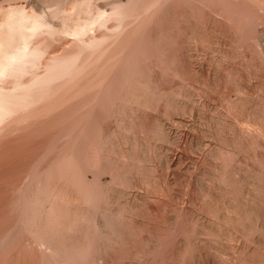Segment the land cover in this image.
<instances>
[{"label":"rangeland","instance_id":"1","mask_svg":"<svg viewBox=\"0 0 264 264\" xmlns=\"http://www.w3.org/2000/svg\"><path fill=\"white\" fill-rule=\"evenodd\" d=\"M76 1L77 0H63V1L62 0H0V45H2L0 46L1 47L0 51L1 49L5 51L9 49L7 53L10 54L12 52L10 51L12 50V48L14 52H17V50H21L24 47H26L28 52L32 54L30 55V58L27 57L26 59H29V61L31 62L33 61L32 63L31 62L28 63L29 61H26L27 63L25 62L28 65L27 67L26 66L24 67V69L26 70L20 69L23 74L20 73L21 71L18 72L17 70L14 69L15 71H17L16 73L18 75L14 73L15 71L14 72L11 71V74L9 73L8 75L7 73L6 76L4 75L0 79L1 80L0 90L2 91V92L0 91V95L2 94L1 96H3V94L5 93L4 97L6 98L7 96L5 95L8 94L10 98V95L13 94L11 98H14L15 96V99H17L18 101V102L14 101V104L16 107V108L14 107L15 108L14 114L16 116L13 113H11L13 116L11 114L7 116V118L3 120L4 122H6L7 120V122L4 123L2 121L4 125L2 123L0 125V264H58V263L59 264H71V263L74 264L76 260L77 262L75 264H103V259L105 260L104 261L105 264H152V263L157 264L156 263L157 260L158 259L160 260L162 257H164V255L168 253L169 248H171L172 246L173 247L175 246L173 242L176 239V237H174V236H177L176 234L180 232L189 233V231H187L188 229L193 231V228H195L196 230V227L197 229H199L198 225H200V228H202V224H203L202 222H204V221H200L201 222L200 223V222H197V220H194L196 223L193 222L195 224H191L192 222L190 223V220L186 218L185 214H181L182 208L184 207H189L198 212L203 206L202 205L203 201H199L200 200L199 192H195L194 188L192 187L190 188V186H187L185 184L183 185L181 180H178L175 183L176 190H178L177 194L179 193V195H177V199H173V198L170 199V196L167 195V193H165L166 191L163 190L165 196L167 195V198L164 197L163 200H160L165 204L161 202L160 204L162 205L161 206L162 209H160L159 207L160 205H158L159 209L157 210V213L155 214H151L150 212L151 210L148 211L147 209L148 207L142 203L143 207L139 208L140 217H138L139 215L134 216V214H131V210H128L130 209L129 207L130 205L128 206L127 203L122 202L125 200H122V201L110 200V199L107 200L108 197H105L106 195L105 196L102 195L100 199H98L99 201L98 200L97 202L94 201L96 205L93 204L94 208L91 207L92 212L90 214L91 216H89L91 217V219L87 220L88 223L86 221H84L83 224H81V222H78V224L82 225V227L79 225L81 228H84V230L85 228H87L89 229V232L88 230H85V231L83 229L81 230H83L88 235L91 233L90 236L85 234V237H84L83 236L84 232L82 233V231L80 230L82 233L81 238L83 236L86 242L91 239V241H88L89 243L87 242L88 245H86L87 243L83 244V241H82L83 238L80 239V237H78L77 235V232L80 229V227L77 226L76 228L78 230L76 229V232L74 231V233H72L71 231V233L74 234L75 239L78 237V239L81 240V243L83 245L80 243L79 244L82 246H85V248L84 247L83 248L86 250H83L82 252L81 251L80 252L84 255L86 253L88 254V255L86 254L85 256L83 255L82 257H81V253L79 256L75 255L74 257H76V260L75 258L73 259V257L71 258L70 255L73 256V253H70L71 251L69 252L67 251L68 254L66 252H63L65 255L62 252L60 253V255L59 254L56 255L55 251L49 250L52 248H48L47 246H45V244L39 243L40 240H38V238H41V235L39 234V237H38L36 230L33 229L35 232H33L32 229H31L32 231L30 230V228L32 227L26 224L27 218L25 217V215L29 213L31 209H33L32 207H35L36 204H38L36 203L37 201L43 204L44 202L40 200L30 202V200L33 199L32 197L35 196L34 194H36L37 196L40 192L41 193L45 192L44 190L46 189V187H49V189H53L54 187L56 189L57 188L62 189L61 188L62 186L64 187V190L62 189V191L63 192L65 191L64 192L65 196L67 195L68 192L66 193V191L68 189L67 188L68 182L66 181L68 179L67 178L68 170L65 171L67 167L63 168L64 167L63 158L64 160H66L67 157H70V155L74 154V156L81 155L80 157L83 158L82 160H84L83 153L85 154L86 149L90 148L88 146L89 145L91 146L90 141L88 142V140H91L90 138L93 139V136H94L93 131L90 133L89 131L92 130V128L94 130L95 126L98 129L105 128L104 130L106 131L107 130L109 131V129L114 130L116 128L115 130L116 136H114V139L115 137H117L116 139L119 140V137L121 136H122L121 137L122 139H126L123 137L124 133L127 136V138L129 137V139H126V140H128L129 145L131 147L127 146L128 142L126 140H124L126 141L124 142L123 140L121 141V138H120L119 141L120 143L123 142L122 144L123 149L126 148L127 151L132 150L131 154L134 155L133 157L136 156L135 157L136 162L134 160V162L136 163V166H135L136 169L134 168V166L133 167L131 166L133 168L132 171L135 169V171L133 172L136 175L135 174L133 175L137 177L138 179L143 180V182L145 180L148 182L149 181L152 182L148 184L150 186V188L148 187L149 191L153 190L150 192L159 191L158 190L159 188H157V186L160 184H161L160 188L162 189V185H163L162 182H164L163 180H165V176H166V172L163 171L162 169L150 167L148 164L145 165L144 162L140 161L143 157V154L145 153L148 154V151L149 152L151 151V149H149V140L151 141L150 138H152L153 134L157 131L155 128L156 127L155 123L157 120H160L161 122L163 121V124H165L166 126L168 125L167 127H174V129L178 133L186 132L187 134H189L188 138H191L194 144H196V142L208 144L209 141H212V139L209 138L208 135H210L215 140L217 138V141L220 143V146H222V148L220 147L221 150L223 149L224 151L222 152L220 148L218 147L217 150L219 153L217 151L216 153L220 154L221 157H219V155H217L216 153L214 154L215 151H213L210 153L211 156L209 155L207 158L204 157V159L202 157L201 159V161L203 160L202 163L205 166V171L206 170H207L206 172L209 171L212 175H213L214 170L211 169L212 166L210 167V164L212 161H214V159H217V156L220 159H222L223 157L224 159H222V161L227 160L228 164H230L233 160H234L233 161L234 164H235V161L236 163H238L239 161L240 162L243 161L242 163L244 164V168H243V165L240 164V162L238 163V166L241 165L240 168L244 169V170L242 169L240 170L241 173H244L246 171L245 172L246 174L247 173L250 174V172L252 171H249V169L253 170L252 168L253 166L260 168L259 167L260 165L261 168L264 167V153H262L264 150V116H263L264 115V112H263L264 111V0H211L210 2L209 0H193V1L192 0H174V1L173 0L172 1L171 0H160V1L159 0H129V1L128 0H125V1L124 0L122 1L121 0H111V1L110 0L108 1L107 0H80L81 3L78 0L79 4H77L78 1L77 2ZM74 3L76 7L74 6ZM123 4L125 5V7ZM117 5L120 7H117ZM109 6H111V8ZM74 8H76V11ZM117 8L122 9V13H120L121 12L120 9L118 10V12L120 11L119 13L121 16L119 15V13H117V15L114 14V16H111L110 15L112 14L111 11L114 12L113 10ZM99 10H100V13H99ZM107 11H110L109 12L110 14H108ZM64 13L68 15H65L64 17ZM102 13L103 14L106 13L105 16L110 15V16H107V18H105L106 21L104 19L100 20L97 18V16ZM21 14H26V16H28L29 18L32 17V19L34 18L33 20L30 19L29 20L30 22H27L24 25L25 28L23 26L24 29L22 27H18V25L17 26L12 25L13 22L18 18V16L20 17ZM126 14H129L130 16ZM94 16L96 17L94 18ZM88 17L89 18L91 17L92 19L91 18L89 19ZM113 17L115 18V20H113L114 19ZM118 17L120 20L118 19ZM35 18H37V20ZM66 18L68 19L66 20ZM110 18H112V20ZM38 19H40V21ZM116 19L118 20V22L121 21L120 22L121 24L118 22L115 23ZM35 20L40 23L43 22L40 26L41 28L43 25H47L48 27L43 26V29L40 30L39 28V31L37 30L38 32L37 31L32 32L31 24ZM80 20L81 21L83 20V21L81 22ZM101 21L106 22V24ZM9 23L10 24L12 23L11 24L12 26ZM100 23L104 24L103 26L105 27L102 26L101 28ZM84 24L88 26L91 25V28L89 27L88 28L89 30L85 34L86 37L89 35L88 36L89 38L87 37L85 40H84L85 35L83 38V36L80 37L81 35H74V32L72 33L73 30L75 31V30H79L81 27H83V29L87 27V26H84ZM123 25L125 26L123 27ZM93 27H95L96 29H94ZM99 27L101 30L99 29ZM29 28L31 29L29 30ZM124 28H125V31H124ZM11 29H13V31H11ZM111 29H113L115 33ZM117 29H118V32H117ZM17 30H20V32ZM22 30L23 31L26 30V31L22 32ZM30 31L34 34L31 35ZM108 31L110 33H108ZM94 32L95 33L97 32V33L95 34ZM109 34L112 38L109 37ZM23 35L28 36V38L26 39ZM104 35H107V36H104ZM112 35H114L115 37ZM74 37L77 39H75ZM99 37L100 38L102 37V39L103 38L105 39L108 37V39L112 41L110 44L114 42L116 46H114L115 44H112L108 50L110 52L107 51L105 55L103 54L104 56L102 55V53H100V55L98 56L99 58H96L97 56L90 58L89 56V59L93 60V61L91 60L92 63L90 60L86 58L84 59L83 57L81 60L80 53L83 51L82 44L84 43V41L86 43V41L87 42H89L90 40L92 41L93 38L99 39ZM116 38H117V41L120 39L122 40L118 41L117 43ZM73 39H75L76 41L74 42ZM80 39L84 41L82 42ZM79 40H80V43H79ZM141 47H143L144 49L142 48L143 50H141ZM131 49L134 52V54H132V56L134 55L133 59L136 61L135 62L133 59H131V63L132 61L135 62L133 63V65L137 63L136 66L138 65L137 69L139 68V70H137L138 72H136L137 77L134 76L136 74L135 73L136 67L134 65L133 68L135 69L134 70L135 74L133 73L134 74L133 76H129V75L128 76L131 78L136 77V79L132 78V80L136 81L137 78L143 79L144 78L143 76L146 77V74L152 73V78H153L152 80H154V82L152 81L153 83L151 85L153 86L151 87L153 88V90L154 88L157 89V87H158V91L159 89L161 90L163 89V94L160 96V99H159L160 104L158 103V106L159 105L160 106L154 107L155 109L146 108L144 109L146 112L142 110L140 112L135 111L134 113V110H137L136 109L137 106L135 103H132L133 101H135L134 99L135 97H133L131 91L138 89L139 87V84L137 85L138 80L136 82L134 81L128 82V80L126 79H131V78H128V77H125L126 79L121 78L126 75V70H125L126 68L125 67L123 68V65L127 63L126 61H128L129 55L131 58V54H130L132 52L130 51ZM134 49L136 50V52L139 51L138 54H135L136 52L134 51ZM140 50L143 52H141ZM5 51H1L3 52L1 54L6 53ZM139 55H142V56L140 57ZM3 56L1 55L0 58H3ZM125 56L126 58H128L127 60L125 59ZM72 59L73 61L74 60L75 61L72 62ZM122 61L123 62L125 61V63H123ZM71 62L73 63L72 64L73 65L72 69L74 68L73 72L71 69H70L71 71L69 70L68 66H67V70H65L66 69L65 66L67 64L69 65ZM128 62H130V60ZM74 63H76V65ZM88 63H89L90 68L86 66L88 67L86 68L88 70L87 72V70L83 69V67H85V65H88ZM29 64L30 65L33 64V65L30 66ZM82 64L84 66H82ZM63 66H64V69H63ZM74 66L79 71L78 70L75 71L76 68ZM60 67H62V69ZM113 67H114V70H113ZM129 70L131 71V69ZM78 72H80L81 74H79ZM122 73L124 75L120 76ZM33 76L34 78L36 76L37 79L36 78L34 79ZM38 78L40 79V81ZM31 79L32 80L34 79L33 82ZM101 79L104 80L105 83ZM113 79L115 80L116 83L114 82ZM117 79L118 81H116ZM123 79L125 80L124 82L125 84L122 83ZM126 81L130 83V85L134 82V84L131 86L132 88L133 86H135V89L128 88L127 87L128 83ZM38 82H41V83L38 84ZM109 82L112 84V86H114L115 90L116 89L119 90V91L116 90V93H117L115 97V99H117L116 104L123 102L122 104L120 103V105L124 107L123 109L124 111H122V113L124 114L125 112H128L129 114L126 113L127 118L130 116L129 120L130 122H133V124H131L133 126L131 129V132L129 131L130 133L124 132V130H121L122 129V127H120L121 125L119 123H118L119 125L117 123L116 125L114 118L110 117L111 115L108 112L109 110L111 112L113 109L112 108L113 100L111 102L105 103V106L107 108L104 109L103 106H101L104 110L102 108L94 106L97 100L98 101L101 100L100 98H102L103 100V97H104L103 95L105 94V91H106L105 88L107 89L106 86L110 84ZM31 83L32 85H35V86L31 85L34 89L31 86H30V89L28 88L29 90L25 89V87H29L28 85ZM98 83L101 85H99ZM102 83L105 87L102 85ZM115 84L118 85L119 87L117 88ZM20 86L21 87L23 86V87L21 88ZM39 86L42 88H40ZM124 86L127 88L123 89ZM14 87H15V90H14ZM16 87L20 91H17L18 89ZM20 88L21 89L24 88V90L21 91ZM126 89L127 90L131 89L128 91V95L126 94V91H127ZM156 89L154 90L155 93L158 92L156 91ZM3 91H6V92H3ZM8 91L13 92V93L9 94ZM117 91L118 92L123 91V92H120L119 94ZM18 92H20L21 94ZM188 93L189 94L193 93L194 94L193 98L191 99L187 98L186 94ZM125 94L127 95V97H125L126 96ZM16 95L17 96L19 95L18 96L19 99L16 97ZM21 95H23V97L24 96L26 97L23 99V97L21 98ZM121 95H123L125 98H123V96L121 97ZM129 95L132 96V98L129 97ZM163 95H165V97ZM183 95H186V96H183ZM169 96L174 97L175 99L177 98L179 100L186 101L187 103L191 104L190 106L195 107V109L199 111V113L203 117L200 119L199 118L197 119L196 117H193L191 114H187L185 116V120L187 121V123H180L179 121H177V123L175 124L173 122L174 120H171L174 118V117H171L173 115L172 113L176 112L175 109L172 107L173 105H169V104L166 105L167 103H164V101L167 102L166 100H167V97ZM161 97H164V98H161ZM11 98L10 100H12ZM165 98L166 100H164ZM119 99H121V101ZM132 99L134 100L132 101ZM102 100L99 102H102ZM115 101L116 100H114V103ZM246 101L247 102L249 101L248 102L249 104L245 103ZM244 103L245 105L248 104L249 106H252L255 111L253 112V115L251 116V119L252 118L253 119L250 120L249 123L246 120L247 119L246 115L244 113L243 114L241 113L242 107L240 106H242ZM258 103L260 104L261 108L259 107ZM107 104L109 105L107 106ZM254 105L256 107V110H255ZM156 108L162 112H159L158 110H156ZM170 108L173 110H171ZM169 109L170 111H173V112L170 113ZM93 110L96 112V114L93 112ZM99 110L101 111L99 112ZM106 111L108 114L107 116H105ZM16 112L18 113L16 114ZM94 114L96 115V118H93L92 120L91 117H95ZM99 115L101 116L99 117ZM150 115L152 117H150ZM97 116L99 119H97ZM218 117L220 118V121L222 122V124H217V125L211 124L209 120L211 118L216 119ZM103 118H104V121H102ZM178 118H181V117L177 116V119ZM258 118H261V119L263 118V119L262 120L260 119L261 120L260 121ZM94 119L95 120L97 119L95 124L93 123V121H95ZM89 124L91 125L94 124V126L93 125L91 126ZM100 125H103V127ZM88 126H89V129H88L89 131L87 132ZM90 126H91V129H90ZM85 129H86L85 132H87L89 135L92 133V135L90 136L85 133L86 135L85 137H87V135L89 137V139L87 137L88 140L84 139L83 131ZM246 130L247 131L250 130V132L248 131L249 133H247ZM127 134L128 135L130 134V136H128ZM248 134H249V137H248ZM95 135L96 136H94V140L96 139V143H97V141L99 140V136L97 133H95ZM222 136H224L225 145L223 143L224 140L221 141L222 143L218 140V138ZM235 139H237V141ZM190 140L186 141L184 145L182 146V148L180 149L181 152L184 154V159L181 162V167L183 168L186 166H190L193 162L197 161L198 159L200 161V158H201V155H200L201 150L199 149V151L198 150L194 151L195 148L193 146L192 140L191 141ZM93 142L95 143V141ZM163 142L160 141L159 143L166 146L167 144L165 143V141ZM241 142L243 143L249 142L250 146L249 144H247V147H246L247 149L249 147L248 151L247 149H245V147L243 148L242 146L243 143L241 144ZM112 146L114 147L115 145L114 144L110 145L111 149H112ZM69 151H70V154H69ZM110 151L111 150L108 149V152ZM127 151L125 150V152ZM231 151H232L231 153L232 155H230ZM234 152H236V154ZM223 153L226 154L225 157ZM105 154L111 155L109 156L110 159L115 161L112 153H109V154L105 153ZM60 158L62 161L60 160ZM129 161L131 160H129L128 158L126 159L125 156H124V160L122 159V163L127 162L126 164H129ZM134 162L133 164L135 165ZM253 162L256 164H254ZM57 163L59 164V166ZM125 163L123 164L126 165ZM245 166H247L248 168H246ZM127 167H130V165ZM58 168L60 169L58 170ZM62 168H63V171H62ZM53 172H55L54 173L55 175L53 174ZM56 172L58 173V175L56 174ZM212 175L204 179V183L206 184L208 188L209 186L211 188H214L213 186L214 184L212 183L213 182ZM52 176L54 177V179L52 178ZM48 179L50 180V182ZM227 180L230 181V179H227ZM146 181H145V184L147 183ZM241 181L242 183L244 182V180H241ZM31 182L32 183L34 182L33 186ZM155 182H158V183L155 184ZM174 182L172 184H174ZM57 184L58 185L61 184V185L57 186ZM30 191H31V194L29 193ZM139 191L146 192V190L144 189H141ZM215 191L216 192L218 191L217 193L219 192L221 193L219 189L218 190L216 189ZM75 192L72 195H76ZM30 195L32 199L29 197ZM69 195H71V192H69L67 196ZM202 195L204 198L205 197L204 194ZM65 196H63V198L61 196V199L63 200H58V202H60L61 205L62 204L64 205L62 206L65 208V210H67L66 212L68 213L71 212L69 214L70 216L71 215L73 216L74 214L77 216L78 214H80L79 213L80 211H78V209L80 208L79 205L82 204L80 203L81 201L79 200L80 201L79 202L78 200H75V201L68 200V198ZM71 197L72 196H69V198ZM64 198H66L67 200H65ZM203 198L201 200H203ZM204 199L206 200L207 198H204ZM220 200H224V199L221 197ZM115 201H116V204H115ZM30 206L31 208L29 209ZM39 206L35 207L34 210L32 211H35V209L38 208ZM121 207H124V208H121ZM144 207L145 208L147 207V208L145 209ZM79 210H81V208ZM117 210H118V213L120 212L119 214L117 213ZM125 210L126 211L128 210L130 214L128 211L126 212ZM98 211L99 213L101 211L104 212L105 216L104 215L102 216H104L105 218L104 227L106 228L107 232H104V233L101 232V230L105 231V228L97 230L99 229V227L97 226L95 219H96V216L98 215ZM173 211L177 213L176 215L177 218H175L174 221L172 220L171 222H168L166 220V217L168 216V214L169 215L173 214L172 213ZM103 212L101 214H103ZM201 212H202V209H201ZM201 212L199 211L198 213H201ZM113 215H116V216L124 215V216L123 217L121 216L122 218L121 217L119 218ZM161 215L163 216L162 218L160 217ZM207 216L208 214L205 215V217ZM159 217L161 221L159 220ZM155 218L158 219V220L156 219V222H155ZM164 218L167 223L163 220ZM114 219H117V220H114ZM207 219H210V221ZM213 219L214 221H216L215 218H210V216L207 217L205 220L209 222H213ZM89 220H92V221L90 222ZM144 221H145V224L140 225L139 222H141L142 224L144 223ZM218 221H216L215 223H218L219 225L217 224L216 225L217 226L221 225L222 227V222H218ZM105 222L106 224L108 222L109 226L108 224L106 226ZM161 222H163V225ZM91 223L93 224V226ZM146 224H147V227H146ZM171 224L175 225V226L172 225L174 226V228L171 226ZM156 225L157 226L159 225V226L156 227ZM83 226H86V227H83ZM152 226L154 228H152ZM112 228L114 229L111 230ZM160 230H162L163 233L160 232ZM80 231L78 233L79 235H80ZM221 231L223 232V227L221 228ZM221 231H219V235L222 234ZM150 234L151 236H149ZM157 234L158 236H165V238L163 237L164 238L163 242L160 239L161 237H158ZM92 235L94 236V239ZM204 237L209 240L212 239V237L209 235H205ZM128 238H130V241L127 240ZM78 239H76L75 241H77ZM110 239L112 240V242H110L111 241ZM93 240L96 244L97 243L98 244L95 245ZM125 240L127 241V244L129 242L130 244L127 245L125 243ZM90 243H91V248H89ZM76 246H78V244ZM82 246H78L76 248L78 249L80 247L79 250H82L81 249ZM77 249L75 250L79 251ZM192 250L194 249L192 248ZM49 254L51 255V257ZM67 255L70 257H66ZM60 258L61 259L63 258V259L61 260ZM68 258H71V259H68ZM153 259L156 262L153 261Z\"/></svg>","mask_w":264,"mask_h":264},{"label":"bare ground","instance_id":"2","mask_svg":"<svg viewBox=\"0 0 264 264\" xmlns=\"http://www.w3.org/2000/svg\"><path fill=\"white\" fill-rule=\"evenodd\" d=\"M63 1V0H62ZM78 1V0H77ZM76 1V2H77ZM80 1V0H79ZM79 1L77 2V4H79ZM108 1V0H107ZM111 1V0H110ZM122 1V0H121ZM125 1V0H124ZM129 1V0H128ZM160 1V0H159ZM172 1V0H171ZM174 1V0H173ZM193 1V0H192ZM192 1H190V2H192ZM211 0H209V2H210ZM68 2V1H67ZM102 2V1H101ZM209 2H208V4H209ZM66 3V2H65ZM71 3H72V1H71ZM80 3H81V1H80ZM95 3V2H94ZM106 3V2H105ZM126 3H127V1H126ZM201 3V2H200ZM156 4V3H155ZM204 4V3H203ZM207 4V5H208ZM84 5V4H83ZM88 5H89V3H88ZM94 5V4H93ZM106 5V4H105ZM108 5H110V4H108ZM124 5V4H123ZM179 5V4H178ZM64 6V5H63ZM74 6L76 7V5H75V3H74ZM87 6V5H86ZM100 6V5H99ZM102 6V5H101ZM116 6V5H115ZM205 6V5H204ZM210 6V5H209ZM82 7H84V6H82ZM96 7V6H95ZM104 7V6H103ZM103 7H102V9H103ZM110 8H111V6H109ZM113 7V6H112ZM117 7H120V6H118L117 5ZM124 7H125V5H124ZM73 8V7H72ZM71 8V9H72ZM78 8V7H77ZM107 8V7H106ZM121 8H123V7H121ZM206 8V7H205ZM75 9V11H76V8H74ZM87 9V8H86ZM99 9V8H98ZM97 9V10H98ZM120 8H117V9H114L113 11L114 12H112L111 11V13L112 14H110L109 12L110 11H107V13L108 14H110L111 16H114V14L115 15H117V13H119L118 12V10H119ZM128 9V8H127ZM146 9V8H145ZM155 9V8H154ZM174 9V8H173ZM172 9V10H173ZM180 9V8H179ZM62 10V9H61ZM121 10V12L120 13H122V9H120ZM73 11V10H72ZM104 11V10H103ZM102 11V12H103ZM154 11V10H153ZM152 11V12H153ZM67 12H69V11H67ZM83 12V11H82ZM92 12V11H91ZM95 12H97V11H95ZM174 12V11H173ZM99 13H100V10H99ZM120 13H119V15H120ZM125 13V12H124ZM148 13H149V11H148ZM193 13V12H192ZM70 14V13H69ZM72 14V13H71ZM83 14H85V13H83ZM89 14V13H88ZM88 14H86V15H88ZM92 14V13H91ZM98 14V13H97ZM106 14V13H105ZM105 14H100V15H98L97 16V18L98 19H104L105 21H106V19L105 18H107V16H110V15H107V16H105ZM32 15V14H31ZM63 15V14H62ZM65 15H68V14H65L64 13V17H65ZM82 15V14H81ZM118 15V16H119ZM126 15H129V14H126ZM33 16H34V14H33ZM89 16H91V15H89ZM105 16V17H104ZM121 16V15H120ZM130 16V15H129ZM128 16V17H129ZM36 17V16H35ZM69 17V16H68ZM75 17V16H74ZM77 17V16H76ZM79 17V16H78ZM96 16H94V18H95ZM131 17H133V16H131ZM183 17V16H182ZM19 18V19H18ZM18 18L16 19V20H18V21H16L15 19V21L13 22V24L12 25H15V26H17L18 25V27H22L23 28V26L27 23V22H30L29 20L30 19H32V17L31 18H29L28 16H26V14H21L20 15V17L18 16ZM70 18H71V16H70ZM89 18V17H88ZM91 18V17H90ZM89 18V19H90ZM93 18V19H94ZM114 18V17H113ZM34 19V18H33ZM32 19V20H33ZM36 20H37V18H35ZM41 19V18H40ZM40 19H38L39 21H40ZM68 18H66V20H67ZM74 19V18H73ZM92 19V18H91ZM109 19V18H108ZM111 20H112V18H110ZM118 19H119V17H118ZM123 19V18H122ZM34 21L32 24H31V28H29V30L31 29V31L33 32V31H39V28H40V30L41 29H43V26H45V27H48L47 25H43L42 26V28L40 27L41 26V24L43 23H40V22H38V21ZM70 20V19H69ZM76 20V19H75ZM99 20V21H100ZM113 20H115V18L113 19ZM120 20V19H119ZM136 20V19H135ZM42 21V20H41ZM72 21V20H71ZM81 21V20H80ZM83 21V20H82ZM81 21V22H82ZM98 21V22H99ZM110 21V20H109ZM126 21V20H125ZM124 21V22H125ZM12 22V21H11ZM32 22V21H31ZM70 22V21H69ZM76 22V21H75ZM80 22V23H81ZM90 22V21H89ZM88 22V23H89ZM101 22H103V21H101ZM116 22H118V20L116 19V21H115V23ZM121 22V21H120ZM120 22H118V23H120ZM129 22V21H128ZM16 23V24H15ZM65 23V22H64ZM63 23V24H64ZM68 23V22H67ZM103 23H105L106 24V22H103ZM110 23V22H109ZM151 23H152V21H151ZM240 23V22H239ZM10 24V23H9ZM10 24V25H11ZM66 24V23H65ZM69 24V23H68ZM78 24H79V22H78ZM101 24V23H100ZM113 24V23H112ZM121 24V23H120ZM119 24V25H120ZM126 24V23H125ZM156 24V23H155ZM155 24H154V26H155ZM11 25V26H12ZM94 25V24H93ZM95 25H96V23H95ZM99 25V24H98ZM104 24H101L100 26H101V28H102V26H103ZM127 25V24H126ZM128 25H130V24H128ZM180 25V24H179ZM239 25V24H238ZM10 26V27H11ZM15 26H13V27H15ZM69 26V25H68ZM67 26V27H68ZM74 26V25H73ZM84 26H87V27H85L84 29H83V27H81L79 30H73V29H71V30H73L72 31V33L74 32V35H81L80 37H82L83 36V38H84V35L86 34V32L89 30L88 28L90 27L91 28V25L90 26H88V25H85L84 24ZM107 26V25H106ZM113 26V25H112ZM115 26V25H114ZM125 25H123V27H124ZM153 26V25H152ZM103 27H105V26H103ZM110 27V26H109ZM122 27V28H123ZM126 27H128V26H126ZM147 27V26H146ZM24 28H25V26H24ZM23 28V29H24ZM94 29H96L95 27H93ZM118 28V27H117ZM159 28H160V26H159ZM61 29V28H60ZM98 29V28H97ZM99 29H100V27H99ZM109 29V28H108ZM128 29V28H127ZM126 29V30H127ZM15 30V29H14ZM62 30V29H61ZM101 30V29H100ZM103 30V29H102ZM112 31H113V29H111ZM110 30V31H111ZM116 30V29H115ZM120 30H122V29H120ZM129 30V29H128ZM148 30V29H147ZM171 30V29H170ZM11 31H13V29H11ZM17 31H19L20 32V30H17ZM26 31V30H25ZM25 31H23L22 30V32H25ZM30 31V32H31ZM37 31V32H38ZM92 31V30H91ZM124 31H125V28H124ZM164 31V30H163ZM31 32V35L32 34H34V33H32ZM61 32H63V31H61ZM114 32V31H113ZM117 32H118V29H117ZM150 32V31H149ZM157 32V31H156ZM12 33V32H11ZM17 33V32H16ZM69 33V32H68ZM92 33V32H91ZM90 33V34H91ZM95 33V32H94ZM97 33V32H96ZM95 33V34H96ZM106 33V32H105ZM108 33H110L109 31H108ZM115 33V32H114ZM113 33V34H114ZM125 33V32H124ZM148 33V32H147ZM26 34V33H25ZM150 34V33H149ZM153 34H155V33H153ZM166 34V33H165ZM71 35H73V34H71ZM70 35V36H71ZM116 35V34H115ZM119 35V34H118ZM117 35V36H118ZM159 35V34H158ZM24 36V35H23ZM68 36V35H67ZM89 36V35H88ZM87 36V37H88ZM92 36V35H91ZM99 36H100V34H99ZM102 36V35H101ZM104 36H107V35H104ZM112 36H114V35H112ZM124 36V35H123ZM165 36V35H164ZM171 36V35H170ZM173 36V35H172ZM262 36V35H261ZM26 39L28 38V36H24ZM73 37V36H72ZM86 37V35H85V38H84V40L87 38ZM109 37H111L110 36V34H109ZM115 37V36H114ZM113 37V38H114ZM154 37V36H153ZM31 38V37H30ZM75 38V37H74ZM83 38H81V39H83ZM89 38V37H88ZM112 38V37H111ZM125 38V37H124ZM143 38V37H142ZM152 38V37H151ZM168 38V37H167ZM170 38V37H169ZM263 38V37H262ZM75 39H77V38H75ZM75 39H73L74 40V42L76 41ZM80 39V40H81ZM91 39V38H90ZM90 39H88V40H90ZM127 39V38H126ZM153 39V38H152ZM166 39V38H165ZM171 39V38H170ZM80 40H79V43H80ZM84 40H81L82 42L84 41ZM120 40H122V39H120ZM120 40H118V41H120ZM128 40V39H127ZM144 40V39H143ZM149 40V39H148ZM167 40V39H166ZM91 41V40H90ZM87 42L86 41V43H85V41H84V43L82 44L83 45V51L80 53L81 55V60H82V57L85 59H88V60H92V59H89V56H90V58L91 57H96V58H99L98 56L100 55V53H102V55L104 54H106L107 53V51L109 50V47L112 45V44H115L114 42L112 43V44H110L112 41H110L109 39H108V37L107 38H103L102 39V37L100 38L99 37V39H96V38H93L92 39V41L91 42ZM116 41H117V38H116ZM118 41H117V43H118ZM147 42V41H146ZM149 42V41H148ZM167 42V41H166ZM23 43V42H22ZM21 43V44H22ZM78 43V42H77ZM128 43V42H127ZM131 43V42H130ZM133 43V42H132ZM173 43V42H172ZM76 44V43H75ZM148 44V43H147ZM157 44V43H156ZM19 45V44H18ZM24 45V44H23ZM27 45V44H26ZM151 45V44H150ZM0 46H2V45H0ZM21 46V45H20ZM114 46H116V44L114 45ZM135 46V45H134ZM143 46H145V45H143ZM78 47V46H77ZM125 47V46H124ZM1 48V47H0ZM3 48V47H2ZM21 48V47H20ZM114 48V47H113ZM117 48V47H116ZM128 48V47H127ZM131 48V47H130ZM136 48V47H135ZM143 47H141V50H143L142 49ZM152 48V47H151ZM14 49H15V47H14ZM115 49V48H114ZM164 49V48H163ZM9 50V49H8ZM8 50H2L1 49V51H5L6 53L8 52ZM111 50V49H110ZM140 50V51H141ZM156 50H157V48H156ZM160 50V49H159ZM0 51V57H1V55L3 56V58H0V59H2V60H0V79H1V77H3L4 75L6 76V74L8 73V75H9V73L11 74V71L12 72H14L15 70H17L18 72L19 71H21L22 69H24V67L26 66H28L26 63V61H29V59H26L27 57L28 58H30V55H32L31 53H29L28 52V50H27V48L26 47H24L23 49H21V50H17V52H14V50H13V48H12V50H10V51H12L10 54H6V53H4V54H1V53H3V52H1ZM15 51H16V49H15ZM118 51V50H117ZM120 51V50H119ZM130 51H132V49L130 50ZM134 51L136 52V50L134 49ZM161 51V50H160ZM163 51V50H162ZM34 52H35V50H34ZM77 52V51H76ZM108 52H110V51H108ZM139 52V51H138ZM138 52H136L135 54H138ZM141 52H143V51H141ZM74 53V52H73ZM112 53V52H111ZM130 53V52H129ZM150 53V52H149ZM160 53V52H159ZM78 54H79V52H78ZM110 54V53H109ZM113 54V53H112ZM121 54V53H120ZM123 54H125V53H123ZM131 58H130V55H129V59L128 58H126V56H128V55H126L125 56V59L127 60L128 59V61L130 60V62H128V61H126L127 63H125V61L123 62V63H125V65H123V68L125 67L126 69V75L124 76V77H121V78H125V77H128V78H131V77H129V76H133L136 72H138L137 70H139V68L137 69V66H136V64H134L135 65V67H136V70L133 68L134 67V65H133V63H135L136 61L133 59V57H134V55L132 56V54H134V52L132 51L131 53ZM146 54V53H145ZM166 54V53H165ZM103 55V56H104ZM114 55H115V53H114ZM122 55V54H121ZM157 55H159V54H157ZM40 56V55H39ZM67 56V55H66ZM77 56V55H76ZM140 57L142 56V55H139ZM146 56V55H145ZM57 57V56H56ZM59 57V56H58ZM110 57V56H109ZM137 57V56H136ZM67 58H69V57H67ZM121 58V57H120ZM147 58H148V56H147ZM114 59V58H113ZM131 59H133L135 62H133L132 61V63H131ZM34 60V59H33ZM55 60V59H54ZM63 60V59H62ZM79 60V59H78ZM80 60V61H81ZM95 60V59H94ZM122 60V59H121ZM53 61V60H52ZM69 61H71V60H69ZM69 61H68V63H69ZM75 61V60H74ZM73 61V59H72V62H74ZM85 61V60H84ZM93 61V60H92ZM92 61H91V63H92ZM113 61V60H112ZM114 61H116V60H114ZM139 61V60H138ZM26 62V63H25ZM31 61H29L28 63H30ZM33 62V61H32ZM31 62V63H32ZM67 62V61H66ZM65 62V63H66ZM70 63L69 65L67 64H65L66 66V69L65 70H67V66H68V68H69V70L71 69L72 70V72H73V69H72V64L73 63ZM77 62V61H76ZM79 62V61H78ZM83 62V61H82ZM86 62H87V60H86ZM86 62H85V64H86ZM95 62V61H94ZM120 62V61H119ZM119 62H117V63H119ZM26 65H25V64ZM36 63V62H35ZM34 63V64H35ZM52 63V62H51ZM58 63V62H57ZM62 63H64V62H62ZM90 63V62H89ZM89 63H88V65H85V67H83V69H86V68H88L89 67ZM122 63V64H123ZM75 65H76V63H74ZM78 64V63H77ZM107 64H108V62H107ZM30 65V64H29ZM31 65H33V64H31ZM30 65V66H31ZM115 65V64H114ZM133 65V66H132ZM144 65V64H143ZM62 66V65H61ZM82 66H84L83 64H82ZM86 66H88V67H86ZM96 66V65H95ZM99 66V65H98ZM118 66V65H117ZM132 66V67H131ZM142 66V65H141ZM147 66V65H146ZM56 67V66H55ZM75 67V66H74ZM92 67H94V66H92ZM91 67V68H92ZM115 67V66H114ZM114 67H113V70H114ZM130 67V68H129ZM16 68H18V69H16ZM61 69H62V67H60ZM76 68V67H75ZM79 68V67H78ZM90 68V67H89ZM111 68V67H110ZM116 68V67H115ZM132 68H133V70H132ZM148 68V67H147ZM15 69V70H14ZM21 69V70H20ZM31 69V68H30ZM63 69H64V66H63ZM120 69V68H119ZM129 69H131V71L129 70ZM154 69V68H153ZM24 70H26V69H24ZM23 70V71H24ZM70 70V71H71ZM78 69L76 68V70L75 71H77ZM87 70V69H86ZM124 70V71H125ZM134 70H135V73H134ZM17 71H15L14 73H16ZM58 71V70H57ZM70 71H69V73H70ZM79 71V70H78ZM91 71H93V70H91ZM124 71H122V72H124ZM150 71V70H149ZM152 71V70H151ZM68 72V71H67ZM71 72V73H72ZM87 72H88V70H87ZM119 72V71H118ZM21 74H23L22 73V71L20 72ZM24 73H26V72H24ZM79 74H81L80 72H78ZM86 73V72H85ZM134 73V74H133ZM141 73V72H140ZM147 73V72H146ZM17 74V73H16ZM66 74V73H65ZM89 74V73H88ZM115 74V73H114ZM7 75V76H8ZM15 75V74H14ZM18 75V74H17ZM20 75V74H19ZM67 75V74H66ZM70 75H72V74H70ZM69 75V76H70ZM122 75H124L123 73L120 75V76H122ZM129 75V76H128ZM137 75V73L134 75V76H136ZM84 76V75H83ZM116 76V75H115ZM139 76V75H138ZM154 76V75H153ZM41 77V76H40ZM57 77V76H56ZM77 77V76H76ZM82 77V76H81ZM99 77V76H98ZM137 77V76H136ZM136 77H132V78H135L136 79ZM144 78L142 79V78H137V80H138V83H137V85L139 84V87H138V89L137 90H132L131 92H132V95H133V97H135L134 99H135V101H133L134 99H132V103H135L136 104V106H137V110H134V113H135V111H137V112H140V111H142V110H144V109H146V108H150V109H152V108H154V107H157L158 106V103L160 104V96L163 94V89L161 90V89H159V91H158V87H157V89L156 88H154V90L156 89V91H158V92H156L155 93V91L153 90V88L151 87V86H153V85H151L153 82H154V80H152L153 78H152V73H148V74H146V77L145 76H143ZM33 78H34V76H33ZM35 78H36V76H35ZM34 78V79H35ZM71 78V77H70ZM80 78V77H79ZM78 78V79H79ZM112 78H114V77H112ZM132 78L131 79H126V80H128V82L129 81H134V80H132ZM3 79V78H2ZM33 79V80H34ZM37 79V78H36ZM39 79V78H38ZM42 79V78H41ZM77 79V78H76ZM96 79V78H95ZM32 80V79H31ZM30 80V81H31ZM33 80H32V82H33ZM69 80V79H68ZM102 80V79H101ZM107 80V79H106ZM110 80V79H109ZM114 80V79H113ZM120 80V79H119ZM136 80V81H137ZM1 81V80H0ZM38 81V80H37ZM39 81H40V79H39ZM45 81V80H44ZM95 81V80H94ZM102 81H104V80H102ZM116 81H118V79L116 80ZM136 81H134V82H136ZM153 81V82H152ZM42 82V81H41ZM41 82H38V84H40ZM46 82V81H45ZM98 82V81H97ZM108 82V81H107ZM112 82V81H111ZM114 82H115V80H114ZM125 82V80L123 79V82L122 83H124ZM127 82V81H126ZM127 82V83H128ZM134 82L131 84V85H133L134 84ZM30 83V82H29ZM35 83V82H34ZM69 83V82H68ZM104 83H105V81H104ZM110 83V82H109ZM116 83V82H115ZM99 84V83H98ZM111 84V83H110ZM110 84H108L106 87H107V89L105 88V94L104 93H102V94H104L103 96V100H102V98H100L101 100H102V102H99V101H101V100H97L96 101V103H95V105L94 106H96V107H99V108H102L101 106H103V108L105 109V108H107L106 106H105V103H108V102H111L112 100V102H113V106H112V111L110 112V110H109V108H108V110H109V114L111 115L110 117H113L114 118V121H115V124L117 123H119L121 126L120 127H122V129L121 130H124V132H131V129H132V125L131 124H133V122H130V120H129V117L127 118V115H126V113L127 114H129L128 112H125L124 114L122 113V111H124L123 109H124V107H122V105H120V103H118V104H116V102H117V99H115V97H116V90H118V89H114V86H112V84L110 85ZM117 84H119V83H117ZM125 84V83H124ZM136 84V83H135ZM20 85V84H19ZM18 85V86H19ZM28 85V84H27ZM32 85V83L31 84H29L28 86L29 87H25V89H30V86ZM46 85V84H45ZM48 85V84H47ZM50 85V84H49ZM93 85V84H92ZM99 85H101V84H99ZM98 85V86H99ZM102 85H103V83H102ZM122 85V84H121ZM130 83H128V85H127V87L128 88H132V86L130 85ZM32 86H35V85H32ZM31 86V87H32ZM37 86V85H36ZM41 86V85H40ZM39 86V87H40ZM94 86V85H93ZM104 86V85H103ZM115 86H117V88L119 87L118 85H116L115 84ZM21 87V86H20ZM23 87V86H22ZM21 87V88H22ZM46 87V86H45ZM105 87V86H104ZM127 87H123V89L124 88H127ZM17 88V87H16ZM20 88V89H21ZM33 88V87H32ZM36 88V87H35ZM40 88H42V87H40ZM92 88V87H91ZM97 88V87H96ZM120 88H122V87H120ZM133 88L135 89V86H133ZM132 88V89H133ZM5 89V88H4ZM18 89V88H17ZM28 89V90H29ZM34 89V88H33ZM101 89V88H100ZM122 89V90H123ZM12 90V89H11ZM10 90V91H11ZM14 90H15V87H14ZM13 90V91H14ZM22 90H24V88L23 89H21V91ZM98 90V89H97ZM127 90V89H126ZM129 90H131V89H129ZM129 90H127L126 91V94L128 95V91ZM161 90V91H160ZM1 91V90H0ZM17 91H20L19 89L17 90ZM101 91V90H100ZM119 91V90H118ZM117 91V92H118ZM2 92V91H1ZM3 92H6V91H3ZM16 92V91H15ZM30 92V91H29ZM96 92V91H95ZM120 92H123V91H120ZM120 92H118L119 94H120ZM178 92V91H177ZM8 93L10 94V93H13V92H9L8 91ZM18 93H20V92H18ZM17 93V94H18ZM26 93V92H25ZM5 94V93H4ZM4 94H3V96H1L0 95V125H1V123L3 124V120L4 119H6L7 118V116H9L11 113H13L14 114V110H15V104H14V101H17V99H15V96H14V98H11L12 97V95H10V98L13 100H10V98H9V95L7 94V95H5V96H7L6 98L4 97ZM21 94V93H20ZM31 94H33V93H31ZM125 94V95H126ZM26 95V94H25ZM123 95H124V93H123ZM123 95H121V97L123 96ZM127 95L125 96V97H127ZM131 95V94H130ZM129 95V97H131L132 98V96H130ZM170 95V94H169ZM187 95V96H186ZM186 95H183V96H186L187 98H193V93L192 94H186ZM192 95V96H191ZM19 96V95H18ZM18 96L16 95V97L18 98ZM118 96V95H117ZM164 97H165V95H163ZM171 96H173V95H171ZM171 96H169V97H167V100H166V98L164 99V100H166L167 102H165L164 101V103H167L166 105H173L172 107L175 109V111L177 112H175V113H172L173 115L171 116V114H170V116L171 117H174L173 119H171V120H174L173 122L176 124L177 123V121H179L180 123H187V121L185 120V116L187 115V114H191L193 117H196L197 119L199 118H202L203 116L199 113V111H197L196 109H195V107H193V106H190L191 104H189V103H187L186 101H182V100H179V99H175L174 97H171ZM23 97V95H21V98ZM26 96H24L23 97V99L25 98ZM124 96H123V98H125ZM159 97V98H158ZM164 97H161V98H164ZM186 98V99H187ZM195 98H196V96H195ZM194 98V99H195ZM9 99V100H8ZM19 99V98H18ZM106 100H108V101H106ZM114 100H116L115 101V103H114ZM120 101H121V99H119ZM119 100H118V102H119ZM162 100V99H161ZM20 101V100H19ZM23 101V100H22ZM127 101V100H126ZM192 101V100H191ZM244 101V100H243ZM258 101V100H257ZM18 102V101H17ZM21 102V101H20ZM19 102V103H20ZM24 102V101H23ZM22 102V103H23ZM30 102V101H29ZM129 102V101H128ZM249 102V101H248ZM247 101L245 102V103H248ZM256 102V101H255ZM98 103V104H97ZM123 103V102H122ZM121 103V104H122ZM245 103L242 105V106H240V107H242V109H241V113L243 114H245L246 115V120L248 121V123H249V121L250 120H252L251 119V116L253 115V112H255L254 111V108L252 107V106H249L248 104L247 105H245ZM93 104H94V102H93ZM92 104V105H93ZM125 104V103H124ZM135 104H133V105H135ZM163 104V103H162ZM259 104V103H258ZM24 105H25V103H24ZM109 104H107V106H108ZM111 105V104H110ZM16 106H17V104H16ZM22 106V105H21ZM124 106V105H123ZM160 106V105H159ZM158 106V107H159ZM165 106V105H164ZM15 107V108H14ZM91 107V106H90ZM95 107V108H96ZM111 107V106H110ZM126 107V106H125ZM254 107H255V105H254ZM259 107H260V104H259ZM19 108V107H18ZM22 108V107H21ZM99 108H97V109H99ZM102 108V109H103ZM261 108V107H260ZM263 108V107H262ZM91 109V108H90ZM94 109V108H93ZM101 109V110H102ZM103 109V110H104ZM155 109V108H154ZM153 109V110H154ZM160 109V108H159ZM171 109V108H170ZM170 109H169V111H170ZM257 109H259V108H257ZM23 110H24V108H23ZM92 110V109H91ZM101 110H99V112L101 111ZM102 110V111H103ZM156 110H158L157 108H156ZM164 110H165V108H164ZM167 110H168V108H167ZM171 110H173V109H171ZM255 110H256V107H255ZM21 111V110H20ZM20 111H18V112H20ZM97 111V110H96ZM126 111V110H125ZM145 111V110H144ZM159 111V110H158ZM169 111H167V112H169ZM258 111V110H257ZM256 111V112H257ZM18 112H16V114L18 113ZM93 112L96 114V112L93 110ZM98 112V113H99ZM105 112V111H104ZM146 112V111H145ZM144 112V113H145ZM155 112V111H154ZM159 112H162V111H159ZM166 112V111H165ZM171 112H173V111H170V113ZM259 112V111H258ZM264 112V111H263ZM90 113V112H89ZM103 113V112H102ZM156 113H158V112H156ZM261 113V112H260ZM91 114V113H90ZM94 114V116L95 117H91L92 118V120H93V118H96V115ZM101 114V113H100ZM105 114V113H104ZM103 114V115H104ZM165 114H167V113H165ZM169 114V113H168ZM12 115V114H11ZM15 115V114H14ZM108 114H107V111H106V115L105 116H107ZM147 115V114H146ZM153 115V114H152ZM158 115V114H157ZM255 115V114H254ZM13 116V115H12ZM16 116V115H15ZM93 116V115H92ZM101 115H99V117H100ZM169 116V115H168ZM177 116H180L181 118H178L177 119ZM219 116V115H218ZM258 116H259V114H258ZM264 116V115H263ZM150 117H152L151 115H150ZM261 117H262V115H261ZM9 118V117H8ZM102 118V117H101ZM105 118V117H104ZM104 118H103V120L102 121H104ZM155 118V117H154ZM158 118V117H157ZM245 118V117H244ZM256 118V117H255ZM10 119V118H9ZM8 119V120H9ZM97 119H99L98 118V116H97ZM96 119V120H97ZM106 119V118H105ZM131 119V118H130ZM148 119V118H147ZM160 119V118H159ZM259 120L261 119V118H258ZM257 119V120H258ZM263 119V118H262ZM261 119V120H262ZM91 120V119H90ZM91 120V121H92ZM95 120V119H94ZM96 120L95 121H93V123L95 124L96 123ZM256 120V119H255ZM260 120V121H261ZM3 121V122H2ZM99 121V120H98ZM114 121H113V123H114ZM132 121V120H131ZM151 121V120H150ZM155 121V120H154ZM210 122H211V124H213V125H217V124H222V122L220 121V118L218 117V118H216V119H214V118H211L210 120H209ZM246 121V122H247ZM6 122H7V120H6ZM6 122H4V123H6ZM88 122V121H87ZM255 122V121H254ZM253 122V123H254ZM256 122H258V121H256ZM98 123V122H97ZM104 123V122H103ZM144 123H145V121H144ZM147 123V122H146ZM168 123V122H167ZM172 123V122H171ZM173 123V124H174ZM94 124H92L93 126H94ZM116 124V125H117ZM118 124V125H119ZM152 124V123H151ZM154 124V123H153ZM4 125V124H3ZM89 125H91V124H89ZM91 125V126H92ZM112 125V124H111ZM116 125H115V127H116ZM155 125H156V132L153 134V136H152V138H150L151 139V141L149 140V149H151V151L149 152L148 151V154L147 153H145V154H143V157H142V159L140 160V161H142V162H144V164L146 165V164H148L150 167H155V168H160V169H162L163 171H165L166 172V176H165V180H163L164 182H162L163 183V185H162V189L160 188L161 187V182L159 183L160 185H158L157 186V188H159L158 190L159 191H166L165 193H167V195H169L170 196V199H177V195H179V193L177 194V191L178 190H176V187H175V183H176V181H178V180H181L182 181V184L184 185H187V186H190V188L192 187V188H194V190H195V192H199V194H200V200L199 201H203V203H202V207H201V209H202V212H201V209L199 210L201 213H198L197 211H195L194 209H191V208H189V207H184V208H182V211H181V214H185V216H186V218L188 219V220H190V223L191 224H195L196 222L194 221V220H197V222H200V221H204V222H202L203 224H202V228H200V225H198V227H199V229H197V227H196V225H195V227H196V230H195V228H193V231H195V232H193L192 230H187V231H189V233H184V232H180V233H178V234H176L177 236H174V237H176V239L174 240V247L172 246H170L171 248H169V250H168V253L167 254H165L164 255V257H162L160 260L158 259L157 260V262L153 259V261H155L157 264H162V263H164V264H179V263H183V264H264V167H262L261 168V166L259 165V167L260 168H258V167H252L253 168V170H250L249 169V171H252V172H250V174H246L244 171H242V172H244V173H241V169L242 170H244L243 168H244V164L242 163V162H240L239 160V162H240V164L241 165H243V168H240L241 167V165L240 166H238V163H236V161H235V164L233 163V161L230 163V164H228L227 163V160L225 161V160H223L222 161V159H224L223 157H222V159H220L219 157H221L220 156V154H217L216 153V151L218 152V147L220 148H222V146H220V143L217 141V138H216V140L214 139V138H212L210 135H208V137L209 138H211L212 139V141H209V143L207 144V143H197L196 141V144H194V142H193V140L191 139V138H188L189 137V134H187L186 132H183V133H178V132H176V130L174 129V127H167L165 124H163V121L161 122L160 120H157L156 121V123H155ZM91 126H90V129H91ZM98 126V125H97ZM100 126H102L103 127V125H100ZM151 126V125H150ZM85 127V126H84ZM106 127V126H105ZM148 127V126H147ZM191 128V127H190ZM89 129V126L87 127V132L89 131L88 130ZM105 129V128H104ZM104 129H102V128H96V126H95V128H94V130H93V128H92V130H90L89 131V133L90 132H92L93 131V133H94V136H96L95 135V133H97L98 134V136H99V140L97 141V143H96V139L94 140V136H93V139L92 138H90L91 140H92V142H91V140H88L89 139V137H88V133L87 132H85L86 131V129L83 131L84 133H83V135H84V139L85 140H88V142L90 141V144H91V146L89 145L88 147H90L89 149L87 148L86 149V152H85V154L83 153V157H84V160H82L83 158H81L80 156L81 155H78V156H74V154L73 155H70V157H67L66 158V160H64V158H63V168H65V167H67L66 169H65V171L66 170H68L67 171V181L66 182H68L67 183V186H65V187H67V188H65V189H67V191H66V193L68 192H71V195H69V196H72L71 198H69V196H67L68 195V193H67V195L65 196V191L63 192L62 191V189L64 190V187H62L61 186V188L62 189H56L55 187L53 188V189H49V187H46V189L44 190L45 192H40L37 196H36V194H34L35 196V198L34 197H32L31 198V195L29 196L32 200H30V202L31 201H36V200H40V201H42V202H44V204L43 203H39V201H37L36 203H38V204H36L35 202V204H36V206L35 207H37V206H39L38 208H36L35 209V211H32V210H34V208L35 207H32L33 209H31V211H29V213H27L26 215H25V217L27 218V222H26V224H28L30 227H32V228H30V230L32 229H34V230H36L37 231V234H38V237H39V234L41 235V238H38V240H40L39 241V243H42V244H45V246H47L48 248H52V249H49L50 251L52 250V251H55V253H56V255H60V253L62 252H66L67 254H68V252L69 251H71L70 253H73V256L72 255H70L71 256V258L73 257V259L75 258V260H76V257H74L75 255H80V253L83 251V250H86V249H84L85 248V246H82L83 244H86L88 241H91V239L90 240H88L87 242H86V240H84L85 238H83V236L85 237V230H88V232H89V229H87V228H85V230H84V228H81L82 227V225L81 224H83V222L84 221H86L87 222V220L88 219H91V217H89V216H91L90 214H91V210H92V208L91 207H93L94 208V205H96V203L94 202V201H96L97 202V200L98 199H100V197L102 196V195H106L105 197H108V199L107 200H120V201H122V200H125V201H122L123 203H127V205L130 207V209H128V210H131V214H134V216H138L139 215V208L140 207H143L142 206V203L145 205V206H147L146 208L148 209V211L149 210H151L150 212H151V214H155V213H157V210L159 209V207H160V209H162L161 208V202L162 201H160V200H163L164 199V197H166L167 198V195L165 196V194H164V191L162 192H159V191H157V192H150V191H153V190H150L149 191V188H150V186L148 185V184H150V183H152L151 181H146L147 183L145 184V181L143 182V180H140V179H138L137 177H135L133 174H135L133 171H135V166H136V160H135V157H133L134 155L133 154H131L132 153V150H128L127 151V149L126 148H124L127 152H125V150L123 149V142L122 143H120V138L122 137H119V140L118 139H116L117 137H115V139H114V136H116L115 134H116V132H115V130H116V128L113 130V129H109V131L107 130H104ZM108 129V128H107ZM147 130V129H146ZM249 132H250V130H248ZM247 130H246V132L247 133H249ZM129 132V133H130ZM85 133L86 134H88L87 135V137H88V139H87V137H85L86 135H85ZM114 133V134H113ZM148 133V132H147ZM121 134H123V133H121ZM149 134H150V132H149ZM90 135H92V133L90 134ZM89 135V136H90ZM124 136V138H126V139H129V137L127 138V136L125 135V133L123 134ZM128 135V134H127ZM148 135V134H147ZM251 135V134H250ZM119 136H120V134H119ZM128 136H130V134L128 135ZM237 136V135H236ZM215 137V136H214ZM248 137H249V134H248ZM96 138V137H95ZM225 138H227V137H225ZM236 138V137H235ZM126 139H122L121 138V141L123 140H126ZM192 140V143H193V146H194V151L196 150H198L199 151V149L201 150L200 152V155H201V158H200V161H199V159L197 160V161H195V162H193L190 166H186V167H181V162H182V160L184 159V154L181 152V148H182V146L184 145V143L186 142V141H188V140ZM214 139V140H213ZM232 139V138H231ZM230 139V140H231ZM147 140V141H148ZM190 140V141H191ZM218 140L221 142V141H223V143L225 142V139H224V136H222V137H220V138H218ZM228 140V139H227ZM236 141H237V139H235ZM93 141H95V143L93 142ZM127 142H128V140H126ZM126 141H124V142H126ZM163 142V141H165V143L167 144L166 146L165 145H162L161 143H159V142ZM232 141V140H231ZM92 143H93V145H92ZM164 143V142H163ZM222 143V142H221ZM233 143V142H232ZM235 143V142H234ZM243 142H241V144H242ZM115 145L114 147L112 146V149H111V147H110V145ZM147 144V143H146ZM236 144V143H235ZM247 144H249V142H244L243 144H242V146H243V148L245 147V149H247L246 147H247ZM126 145V144H125ZM224 145H225V143H224ZM127 146L129 147L130 145H129V142H128V144H127ZM126 146V147H127ZM231 146V145H230ZM249 146H250V144H249ZM70 147V146H69ZM72 147V146H71ZM131 147V146H130ZM232 147H233V145H232ZM221 148H220V150H221ZM227 148V147H226ZM236 148V147H235ZM262 148V147H261ZM84 149V148H83ZM108 149H110L111 151L110 152H108ZM129 149H131V148H129ZM146 149H147V147H146ZM148 149V150H149ZM242 149V148H241ZM248 149H249V147H248ZM248 149H247V151H248ZM260 149V148H259ZM78 150V149H77ZM233 150H235V149H233ZM262 150V149H261ZM105 151V152H104ZM107 151V152H106ZM130 151V152H129ZM147 151V150H146ZM213 151H215L214 152V154L216 153L217 155H219V157L217 156V159H214V161H212L211 162V164H210V167L212 166V168L211 169H213L214 171H213V175L208 171V172H206L205 171V166L203 165V163H202V161H201V159H202V157H203V159H204V157H208L209 155H210V153L211 152H213ZM222 152H224L223 151V149L221 150ZM225 151H226V149H225ZM105 153H112L113 154V158H114V160L115 161H113L112 159H110V157L109 156H111V155H107V154H105ZM150 153V154H149ZM219 153V152H218ZM229 153V152H228ZM232 153V151L230 152V155H232L231 154ZM235 154H236V152H234ZM262 153H264V150H263V152ZM69 154H70V151H69ZM115 154V155H114ZM222 154V153H221ZM224 154V153H223ZM229 155V154H228ZM114 156H116V157H114ZM124 156L126 157V159L128 158L129 160H131V161H129V164H126L125 162H123V163H125L126 165H124L123 163H122V159L124 160ZM211 156V155H210ZM215 156V157H216ZM226 156V154H224V157ZM233 156H234V154H233ZM260 156H261V154H260ZM121 158V159H119V158ZM213 157V156H212ZM263 157V156H262ZM210 158V157H209ZM238 158V157H237ZM244 158V157H243ZM260 158V157H259ZM137 159V158H136ZM212 159V158H211ZM226 159V158H225ZM239 159V158H238ZM60 160H61V158H60ZM134 160H135V162H134ZM138 160V161H139ZM241 160V159H240ZM62 161V160H61ZM83 161V162H82ZM258 161V160H257ZM58 162V161H57ZM133 162L135 163V165L133 164ZM254 163V162H253ZM58 164V163H57ZM143 164V165H144ZM254 164H256V163H254ZM55 165V164H54ZM130 165V167H127V166H129ZM209 165V164H208ZM245 165H246V163H245ZM57 166V165H56ZM58 166H59V164H58ZM57 166V167H58ZM134 166V170L132 171V167ZM257 166V165H256ZM262 166H263V164H262ZM246 168H248L247 166H245ZM52 168V167H51ZM63 168H62V171H63ZM251 168V167H250ZM60 168H58V170H59ZM210 169V170H211ZM228 169H229V171H228ZM52 170H54V169H52ZM227 171H228V173H227ZM51 172V171H50ZM55 172H53V174H54ZM60 173V172H59ZM63 173V172H62ZM66 173V172H65ZM56 174L58 175V173L56 172ZM55 175V174H54ZM60 175V174H59ZM62 175V174H61ZM136 175V174H135ZM212 175V177H213V186H214V188H211L210 186H209V188L206 186V184L204 183V179L206 178V177H208V176H211ZM64 176V175H63ZM163 176V175H162ZM39 177V176H38ZM46 177H48V176H46ZM55 177H57V176H55ZM65 177V176H64ZM63 177V178H64ZM52 178L54 179V177L52 176ZM51 178V179H52ZM59 178V177H58ZM156 178V177H155ZM231 178H233V179H231ZM47 179V178H46ZM50 179V178H49ZM48 179V180H49ZM62 179V178H61ZM227 179H230V181H228ZM44 180V179H43ZM63 180V179H62ZM121 180H123V181H121ZM211 180V179H210ZM241 180H244V182L243 183H245V184H243L242 183V181ZM31 181V180H30ZM57 181V180H56ZM55 181V182H56ZM175 181V182H174ZM36 182V181H35ZM49 182H50V180H49ZM58 182V181H57ZM65 182V181H64ZM174 182V184H172ZM210 182V181H209ZM32 183V182H31ZM34 183V182H33ZM33 183H32V186H33ZM156 183H158V182H155V184ZM179 183H180V181H179ZM37 184V183H36ZM35 184V185H36ZM65 184V183H64ZM43 185V184H42ZM61 185V184H60ZM60 185H58L57 184V186H60ZM66 185V184H65ZM96 185V186H95ZM174 185V186H173ZM29 186V185H28ZM55 186V185H54ZM216 186V187H215ZM39 187V186H38ZM37 187V188H38ZM43 187V186H42ZM53 187V186H52ZM149 187V188H148ZM48 188V189H47ZM97 188V189H96ZM152 188H154V187H152ZM211 188V189H210ZM34 189V188H33ZM141 189H144V190H146V192H140L139 190H141ZM188 189V188H187ZM220 190L221 191V193L219 194V193H217L215 190ZM61 190V191H60ZM36 191V190H35ZM39 191H41V190H39ZM77 193H76V192ZM156 191V190H155ZM75 192V194L76 195H72L73 193ZM26 193V192H25ZM30 194H31V191L29 192ZM37 193V192H36ZM28 194V193H27ZM202 194H204V198H207L206 200L203 198V195ZM33 195V194H32ZM198 195V194H197ZM26 196V195H25ZM61 196H62V198H63V196H65V197H67L68 198V200H80L79 202L80 203H82V204H80L79 206H80V208H81V210H79L78 209V211H80L79 213L80 214H78L77 216L74 214L73 216L71 215H69L70 213H68V212H66L67 210H65V208L61 205V203L60 202H58V200H63V199H61ZM168 196V197H169ZM201 196H202V198H203V200H201L202 198H201ZM221 197L224 199V200H220L221 199ZM103 198V197H102ZM165 198V199H166ZM179 198V197H178ZM182 198V197H181ZM220 198V199H219ZM65 200H67L66 198H64ZM194 199V198H193ZM197 199V198H196ZM28 200V199H27ZM105 200V199H104ZM179 200V199H178ZM99 201V200H98ZM196 201V200H195ZM64 202V201H63ZM109 202V201H108ZM26 203V202H25ZM67 203V202H66ZM71 203V202H70ZM77 203V202H76ZM107 203V202H106ZM163 203V202H162ZM32 204V203H31ZM34 204V205H35ZM69 204V203H68ZM94 204V205H93ZM98 204V203H97ZM104 204V203H103ZM113 204V203H112ZM115 204H116V201H115ZM147 204V205H146ZM163 204H165V203H163ZM42 205V206H41ZM82 205V206H81ZM93 205V206H92ZM101 205H102V203H101ZM158 205H160L159 207H158ZM196 205V204H195ZM32 206V205H31ZM31 206L29 207V209L31 208ZM110 206V205H109ZM127 206V207H128ZM199 206H200V204H199ZM108 207V206H107ZM119 207V206H118ZM64 208V209H63ZM100 208V207H99ZM121 208H124V207H121ZM120 208V209H121ZM145 208V207H144ZM145 208V209H146ZM72 209V208H71ZM112 209V208H111ZM28 210V209H27ZM102 210V209H101ZM123 210V209H122ZM127 210V211H128ZM70 211V210H69ZM126 211V210H125ZM126 211V212H127ZM147 211V212H148ZM163 211V210H162ZM103 211H101L100 213H99V211H98V215L96 216V224H97V226L99 227V229H97V230H100V229H104L105 227H104V220H105V218H104V212H103V214H101ZM125 212V213H126ZM129 212V211H128ZM153 212V213H152ZM176 212H177V210H176ZM176 212H172L173 214H168V216L166 217V220L168 221V222H171L172 220L174 221L175 220V218H177V213ZM68 213V214H67ZM97 213V212H96ZM112 213V212H111ZM117 213H118V210H117ZM120 213V212H119ZM118 213V214H119ZM161 213H163V212H161ZM204 213H206V214H208V216L207 217H209L210 216V218H215V220L216 221H218V220H220V221H218V222H222V227H223V232L221 231V225L220 226H217V225H219L218 223H215L216 221H214V219H213V222H209L210 221V219H207V220H209V221H206L205 219L207 218V217H205V215L206 214H204ZM129 214H130V212H129ZM148 214V213H147ZM150 214V215H151ZM158 214H159V212H158ZM102 215H104V216H102ZM128 215V214H127ZM149 215V214H148ZM113 216H116V215H113ZM122 216V215H121ZM121 216H116V217H121ZM124 216V215H123ZM122 216V217H123ZM130 216V215H129ZM154 216V215H153ZM110 217V216H109ZM121 217V218H122ZM132 217V216H131ZM138 217H140V215L138 216ZM144 217H146V216H144ZM151 217V216H150ZM157 217V216H156ZM161 218L163 217L162 215L160 216ZM160 217H159V220H160ZM165 217V216H164ZM24 218V217H23ZM95 218V217H94ZM135 218V217H134ZM152 218V217H151ZM158 218V217H157ZM157 218H155V222H156V219ZM109 219V218H108ZM126 219V218H125ZM130 219H132V218H130ZM143 219V218H142ZM145 219V218H144ZM186 219V220H187ZM218 219V220H217ZM93 220V219H92ZM92 220H89L90 222L92 221ZM112 220V219H111ZM114 220H117V219H114ZM134 220V219H133ZM132 220V221H133ZM158 220V219H157ZM165 222H166V220H165V218L163 219ZM24 221V220H23ZM126 221H128V220H126ZM131 221V220H130ZM161 221V220H160ZM159 221V222H160ZM78 222H81V224H78ZM86 222H85V224H86ZM111 222V221H110ZM143 222V221H142ZM158 222V223H159ZM193 222H195V223H193ZM88 223V222H87ZM115 223V222H114ZM140 223V225H143V224H145V221H144V223H142L141 224V222H139ZM150 223V222H149ZM153 223V222H152ZM162 223V225H163V222H161ZM167 223V222H166ZM173 223V222H172ZM201 223V222H200ZM25 224V223H24ZM84 224V225H85ZM90 224V223H89ZM92 224V223H91ZM105 224H106V222H105ZM107 224H108V222H107ZM107 224H106V226H107ZM111 224V223H110ZM135 224V223H134ZM138 224V223H137ZM165 224V223H164ZM198 224V223H197ZM217 224V225H216ZM81 227H80V226ZM172 225H174V224H171V226ZM27 226V225H26ZM80 227V229L78 230L76 227ZM92 226H93V224H92ZM92 226H90V227H92ZM108 226H109V224H108ZM159 226V225H158ZM157 225H156V227H158ZM175 226V225H174ZM174 226H172L173 228H174ZM192 226V225H191ZM83 227H86V226H83ZM114 227H116V226H114ZM141 227H143V226H141ZM146 227H147V224H146ZM150 227V226H149ZM218 227V228H217ZM219 227H221V228H219ZM26 228V227H25ZM95 228H97V227H95ZM152 228H154L153 226H152ZM160 228V227H159ZM169 228H171V227H169ZM168 228V229H169ZM192 228H190V229H192ZM76 229L78 230V232H77V235H78V237H80V239H82V241H83V244L81 243V240L80 239H78V237L76 238V239H78L77 241H75L76 239H75V236H74V234H72V233H74V231L76 232ZM81 229H83V230H81ZM110 229V228H109ZM114 228H112L111 230H113ZM137 229H139V228H137ZM141 229V228H140ZM151 229V228H150ZM158 229V228H157ZM31 230V231H32ZM33 230V232H35ZM82 231V233L84 232V235L82 236V238H81V231ZM127 230V229H126ZM71 231H72V233H71ZM79 231H80V235L78 234L79 233ZM96 231V230H95ZM150 231V230H149ZM156 231H158V230H156ZM173 231V230H172ZM190 231H191V233H192V235H191V233H190ZM219 231H221L222 232V234L221 235H219ZM87 232V231H86ZM90 232H92V231H90ZM100 232V231H99ZM101 232H107L106 231V228H105V231H103V230H101ZM109 232V231H108ZM116 232V231H115ZM160 232H162L163 233V231L162 230H160ZM220 232V233H221ZM95 233V232H94ZM110 233V232H109ZM112 233V232H111ZM123 233V232H122ZM128 233V232H127ZM143 233V232H142ZM154 233V232H153ZM91 234V233H90ZM90 234L88 235V234H86V235H88V236H90ZM126 234V233H125ZM161 234V233H160ZM159 234V235H160ZM34 235V234H33ZM112 235V234H111ZM116 235V234H115ZM131 235V234H130ZM138 235V234H137ZM164 235V234H163ZM205 235H209V236H211L212 237V239H207V238H205L204 236ZM93 236V235H92ZM107 236V235H106ZM110 236V235H109ZM122 236V235H121ZM127 236V235H126ZM149 236H151V234L149 235ZM157 236H158V234H157ZM36 237V236H35ZM112 237V236H111ZM114 237V236H113ZM158 237H161L160 239H161V241L163 242V239L165 238V236H158ZM157 237V238H158ZM164 237V238H163ZM90 238V237H89ZM96 238V237H95ZM116 238V237H115ZM125 238H127V237H125ZM138 238H139V236H138ZM148 238V237H147ZM151 238V237H150ZM153 238V237H152ZM86 239H87V237H86ZM93 239H94V236H93ZM97 239V238H96ZM95 239V240H96ZM103 239V238H102ZM112 239V238H111ZM110 239V240H111ZM137 239V238H136ZM142 239V238H141ZM159 239V238H158ZM159 239V240H160ZM38 240H36V241H38ZM80 240V241H79ZM128 241H130V238H128L127 239ZM152 240V239H151ZM150 240V241H151ZM172 240V239H171ZM170 240V241H171ZM79 241V242H78ZM85 241V242H84ZM149 241V242H150ZM166 241V240H165ZM176 241V242H175ZM78 242V243H77ZM93 242H94V240H93ZM110 242H112V240L110 241ZM137 242V241H136ZM37 243V242H36ZM82 244V245H80V244ZM89 243V242H88ZM88 243L86 244V245H88ZM95 243V242H94ZM115 243V242H114ZM124 243V242H123ZM125 243L127 244V241L125 240ZM172 243V244H173ZM78 244V246H82V250H79V248L77 249L76 247H78V246H76V245ZM98 244V243H97ZM96 243H95V245H97ZM128 244H130V242L128 243ZM127 244V245H128ZM162 244V243H161ZM171 244V245H172ZM125 245V244H124ZM141 245V244H140ZM153 245V244H152ZM155 245V244H154ZM42 246V245H41ZM44 246V245H43ZM126 246V245H125ZM131 246V245H130ZM168 246V247H169ZM46 247V248H47ZM84 247V248H83ZM88 247V246H87ZM93 247V246H92ZM105 247V246H104ZM116 247V246H115ZM167 247V248H168ZM43 248V247H42ZM47 248V249H48ZM89 248H91V243H90V245H89ZM192 248L194 249V250H192ZM75 249H77V250H79V251H76ZM97 249V248H96ZM138 249V248H137ZM45 250V249H44ZM49 250H48V252H49ZM88 250V249H87ZM91 250V249H90ZM89 250V251H90ZM106 250V249H105ZM68 251V252H67ZM76 251V252H75ZM81 251V252H80ZM98 251V250H97ZM47 252V253H48ZM86 252V251H85ZM85 252H83V253H85ZM167 252V251H166ZM52 253H54V252H52ZM150 253V252H149ZM64 254V253H63ZM87 254V253H86ZM85 254V255H86ZM92 254V253H91ZM90 254V255H91ZM137 254V253H136ZM155 254V253H154ZM153 254V255H154ZM50 255V254H49ZM56 255H54V256H56ZM62 255V254H61ZM65 255V254H64ZM84 254H82L81 253V257L83 256ZM84 255V256H85ZM88 255V254H87ZM134 255V254H133ZM63 256V255H62ZM70 256H66V257H70ZM137 256V255H136ZM186 256V257H185ZM50 257H51V255H50ZM105 257V256H104ZM59 258V257H58ZM57 258V259H58ZM71 258H68V259H71ZM79 258V257H78ZM77 258V259H78ZM84 258V257H83ZM86 258V257H85ZM95 258V257H94ZM119 258V257H118ZM129 258V257H128ZM155 258V257H154ZM61 259V258H60ZM60 259H59V261H60ZM63 259V258H62ZM61 259V260H62ZM67 259V258H66ZM87 259V258H86ZM124 259H126V258H124ZM138 259V258H137ZM55 260V259H54ZM81 260V259H80ZM109 260V259H108ZM140 260V259H139ZM82 261H84V260H82ZM105 260L103 259V264H105V262H104ZM146 261V260H145ZM72 262H73V260H72ZM77 262V260L74 262V264ZM65 263V262H64ZM67 263V262H66ZM78 263H79V261H78ZM83 263V262H82ZM59 264V263H58ZM72 264V263H71ZM153 264V263H152Z\"/></svg>","mask_w":264,"mask_h":264}]
</instances>
